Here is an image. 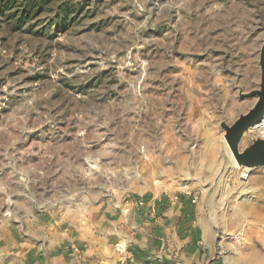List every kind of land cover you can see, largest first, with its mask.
<instances>
[{
  "label": "rangeland",
  "instance_id": "374dc122",
  "mask_svg": "<svg viewBox=\"0 0 264 264\" xmlns=\"http://www.w3.org/2000/svg\"><path fill=\"white\" fill-rule=\"evenodd\" d=\"M25 2L0 0V212L184 193L209 264H264V159L236 166L224 128L258 101L264 0Z\"/></svg>",
  "mask_w": 264,
  "mask_h": 264
},
{
  "label": "crops",
  "instance_id": "0c3cea01",
  "mask_svg": "<svg viewBox=\"0 0 264 264\" xmlns=\"http://www.w3.org/2000/svg\"><path fill=\"white\" fill-rule=\"evenodd\" d=\"M183 195L175 207L132 200L73 221L0 212V264H209L191 220L196 200Z\"/></svg>",
  "mask_w": 264,
  "mask_h": 264
},
{
  "label": "water",
  "instance_id": "95a60500",
  "mask_svg": "<svg viewBox=\"0 0 264 264\" xmlns=\"http://www.w3.org/2000/svg\"><path fill=\"white\" fill-rule=\"evenodd\" d=\"M260 65L262 69L261 88L249 93L251 96H258L257 103L248 113L241 115L234 124L224 125L225 138L230 148L233 150L238 162L246 167L257 166L264 159V142L261 140L250 145L245 151H241L239 148L244 132L252 126L261 124L264 119V43L261 50Z\"/></svg>",
  "mask_w": 264,
  "mask_h": 264
},
{
  "label": "trees",
  "instance_id": "16d2710c",
  "mask_svg": "<svg viewBox=\"0 0 264 264\" xmlns=\"http://www.w3.org/2000/svg\"><path fill=\"white\" fill-rule=\"evenodd\" d=\"M48 0H26L25 4H27L28 10L38 12L39 10H42L44 3H46ZM31 16V15H29Z\"/></svg>",
  "mask_w": 264,
  "mask_h": 264
},
{
  "label": "bare ground",
  "instance_id": "6f19581e",
  "mask_svg": "<svg viewBox=\"0 0 264 264\" xmlns=\"http://www.w3.org/2000/svg\"><path fill=\"white\" fill-rule=\"evenodd\" d=\"M262 122H264V119H263ZM257 127H258L257 125L250 127L248 130H246V131L244 132V135L248 134L250 131L255 130ZM226 140H227V139H226ZM227 143H228V141H227ZM228 146H229V143H228ZM228 149H229V152H230V155H231V158H232V162H233L234 164H236V166H239L240 163L238 162V160H237V158H236V156H235L233 150L230 148V146L228 147ZM245 167H246V166H245Z\"/></svg>",
  "mask_w": 264,
  "mask_h": 264
},
{
  "label": "built area",
  "instance_id": "2783aa9c",
  "mask_svg": "<svg viewBox=\"0 0 264 264\" xmlns=\"http://www.w3.org/2000/svg\"><path fill=\"white\" fill-rule=\"evenodd\" d=\"M116 248L118 249V250H123L124 249V246H123V244H121V243H118L117 245H116Z\"/></svg>",
  "mask_w": 264,
  "mask_h": 264
}]
</instances>
